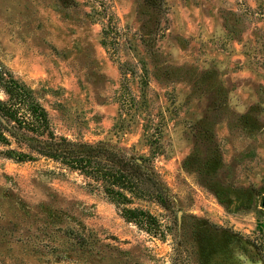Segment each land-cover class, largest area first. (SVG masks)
<instances>
[{"label":"rangeland","instance_id":"374dc122","mask_svg":"<svg viewBox=\"0 0 264 264\" xmlns=\"http://www.w3.org/2000/svg\"><path fill=\"white\" fill-rule=\"evenodd\" d=\"M0 71L56 136L136 159L170 198L134 201L147 230L1 145L0 264H264V0H0Z\"/></svg>","mask_w":264,"mask_h":264},{"label":"trees","instance_id":"16d2710c","mask_svg":"<svg viewBox=\"0 0 264 264\" xmlns=\"http://www.w3.org/2000/svg\"><path fill=\"white\" fill-rule=\"evenodd\" d=\"M0 90L5 95L0 99V146L8 148L6 156L19 162L42 157L79 172L102 187L128 222L147 230L159 226L155 216L132 206L136 199L147 198L170 208L168 194L146 165L111 148L56 136L46 108L28 88L2 71Z\"/></svg>","mask_w":264,"mask_h":264}]
</instances>
